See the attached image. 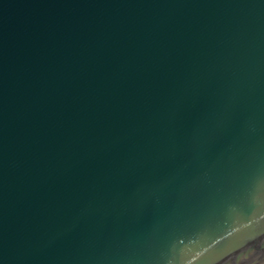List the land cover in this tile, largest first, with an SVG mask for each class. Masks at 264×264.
Returning <instances> with one entry per match:
<instances>
[{"label": "water", "instance_id": "1", "mask_svg": "<svg viewBox=\"0 0 264 264\" xmlns=\"http://www.w3.org/2000/svg\"><path fill=\"white\" fill-rule=\"evenodd\" d=\"M0 264H264V0H0Z\"/></svg>", "mask_w": 264, "mask_h": 264}]
</instances>
